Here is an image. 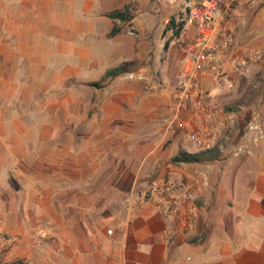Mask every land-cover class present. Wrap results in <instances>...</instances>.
Listing matches in <instances>:
<instances>
[{"label":"crops","instance_id":"crops-1","mask_svg":"<svg viewBox=\"0 0 264 264\" xmlns=\"http://www.w3.org/2000/svg\"><path fill=\"white\" fill-rule=\"evenodd\" d=\"M131 1L0 0V179L1 172L9 173L3 185L10 190L20 188L10 172L30 170L32 180L25 199L31 204L30 230H1L20 238L12 255L30 257L33 264H264L262 159L254 158L259 166L251 158L238 160L236 171H230L216 143L219 159L172 162L181 150H205L162 120L173 113L175 79L193 69L187 43L195 28L163 35L165 23L159 27L154 19L123 22L107 15ZM59 2H67L65 12L56 10ZM73 8L90 15L94 10L99 25L75 18ZM115 25L120 32L111 35ZM55 38L60 52L83 59L92 56L93 47L110 65L96 80L67 66L42 81L45 58L56 52ZM244 51L235 46L230 63L243 61ZM125 62H132L131 71L106 77L108 69ZM153 72L162 88L152 84ZM219 77L203 73L200 80L212 90ZM99 81L108 96L88 98V87H99ZM35 111L38 116L25 118ZM225 116L219 114L221 127ZM199 168L209 172V182ZM160 169L183 170L197 184L198 197H205L190 229L177 222L169 226L150 200L122 206L117 181L106 173L102 177L132 172L129 184L140 172ZM11 214L0 211V219L5 222Z\"/></svg>","mask_w":264,"mask_h":264},{"label":"rangeland","instance_id":"rangeland-1","mask_svg":"<svg viewBox=\"0 0 264 264\" xmlns=\"http://www.w3.org/2000/svg\"><path fill=\"white\" fill-rule=\"evenodd\" d=\"M182 1L180 0V3H173L171 0H133L129 3V9L134 18H136V21L146 18L154 19L156 23L158 21L159 27L165 23L163 35L168 34V32L173 34L172 30L167 29L168 20L172 15H177L181 11ZM55 4L58 5V0H55ZM59 5L60 8L56 10L65 12L67 2H59ZM251 7L247 12H244L243 20L238 25L239 32L236 46L243 51L247 49L259 52L261 58L257 61L251 60L247 62L245 73H238L233 70L221 75L219 82L215 81L211 87L212 90L209 89L211 101L219 106L220 113H223L224 116L226 115V121L224 127H222L224 128L223 135L219 138L217 145H220V148L223 149L221 160L224 161L223 164H226L230 171H236L237 162L241 159L247 161L251 158L250 163L255 162L256 164L262 159L264 164V0L256 2ZM70 11L73 12V16L77 19L93 20L94 24H98V20L91 16L94 14V10H92L91 15L90 11L83 14L77 8L70 9ZM132 30L135 34L138 33L136 29H130V31ZM47 39L51 41L52 38L48 36ZM54 42L56 52H54L53 56L49 55L45 58L47 68L44 76L41 77L42 81H46L48 77H51L53 71L65 69L67 66H75V68L81 69L78 74L79 77L96 80L100 79L102 68L110 65L105 58L103 60L98 58V52L93 47L92 56L82 59L73 54L58 51L59 44L56 38ZM91 62L94 64L91 65ZM63 66L64 68H62ZM152 78V84L156 83L158 88L163 87L162 80L155 72H153ZM177 79L178 77L175 81ZM224 84H231L232 87L228 91H225L222 87ZM97 86L99 87H94L93 85L88 87L90 88L87 90L88 98H104L108 96L109 92L105 89L101 81L98 82ZM97 88H100L99 94L95 93L97 92ZM221 88L222 90H220ZM47 93L50 92L47 91ZM59 93L56 91L54 93L55 97ZM38 115L39 112L35 111L31 116L25 118L29 119ZM166 118L162 119L163 122H165ZM167 145L168 143H166L165 147ZM122 151L124 152V149ZM254 158H260V160H255ZM231 160L234 162L229 163ZM217 163L220 162L218 161ZM256 166H259V164ZM199 171L207 174L209 182V172L201 168H199ZM180 172L181 174L185 173L183 170H180ZM180 172L177 169H168L164 172L161 169L156 171L148 170L140 172L138 178H135V181L129 184L128 181L130 180L132 172L119 170L109 171L104 172L102 177L105 173L110 174V176L107 175L105 178H109L113 182L114 180L117 181L118 202L123 196L125 197L127 194L135 191L140 195L138 204L146 202V200L157 204L152 197L148 196L154 182L160 178L169 177L172 174ZM8 174V172H1L3 179H0V211L12 212V214L5 222H2L0 219V230H30L31 204L29 201H25V199L27 200L29 198V189L32 182L30 179L31 171L23 170L19 174L17 172H10L14 185L16 187L20 186V188L24 186V189L19 188L20 190H10L9 187L3 185L4 179L9 176ZM183 175L186 176L185 174ZM229 176L230 178L233 177L232 172H230ZM190 180L193 181L192 179ZM193 182L195 183V181ZM208 184H206V187ZM195 186L198 190L196 183ZM202 204H205L204 196L201 198L198 197L197 200L198 206ZM4 234L6 236L16 235L7 232Z\"/></svg>","mask_w":264,"mask_h":264},{"label":"built area","instance_id":"built-area-1","mask_svg":"<svg viewBox=\"0 0 264 264\" xmlns=\"http://www.w3.org/2000/svg\"><path fill=\"white\" fill-rule=\"evenodd\" d=\"M258 1L261 0H183L181 3L184 28H195L187 43L193 69L176 80L170 100L173 113L164 124L174 133H183L199 148L214 147L222 128L218 121L219 106L211 101L210 91L203 86L200 76L203 73L221 76L233 70L245 73L247 60L261 58L259 52L247 50L243 61H229L236 46L242 11ZM225 88L229 90L230 85ZM185 113L189 116L185 117ZM148 196L156 201L169 226L172 222H177L184 230L193 226L198 192L188 177L178 174L160 178L154 182ZM139 200V193L132 191L121 204L135 207ZM19 239L18 235L6 236L0 230V264H33L30 257L12 255Z\"/></svg>","mask_w":264,"mask_h":264},{"label":"trees","instance_id":"trees-1","mask_svg":"<svg viewBox=\"0 0 264 264\" xmlns=\"http://www.w3.org/2000/svg\"><path fill=\"white\" fill-rule=\"evenodd\" d=\"M130 5L127 4L121 10H113L109 12L107 15L112 19H119L123 22L131 21L134 16L130 12ZM184 12L180 11L177 15H172L169 19L167 29L173 31V35L179 36L182 29L184 28V21L181 20ZM120 32V27L114 26L111 35H115ZM132 62H125L124 64L110 68L106 71V77L113 78L117 75H122L131 71L130 65ZM98 85V83H95ZM221 151L217 147L201 150L199 152L190 153L185 150H181L176 156L172 158V162L175 164L178 163H191V162H200V161H208L219 159Z\"/></svg>","mask_w":264,"mask_h":264}]
</instances>
